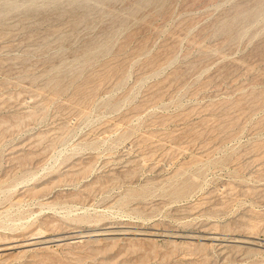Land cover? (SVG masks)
<instances>
[{
    "label": "rangeland",
    "instance_id": "1",
    "mask_svg": "<svg viewBox=\"0 0 264 264\" xmlns=\"http://www.w3.org/2000/svg\"><path fill=\"white\" fill-rule=\"evenodd\" d=\"M0 264H264V0H0Z\"/></svg>",
    "mask_w": 264,
    "mask_h": 264
},
{
    "label": "bare ground",
    "instance_id": "2",
    "mask_svg": "<svg viewBox=\"0 0 264 264\" xmlns=\"http://www.w3.org/2000/svg\"><path fill=\"white\" fill-rule=\"evenodd\" d=\"M12 198V197H11ZM106 228H108V227H106ZM131 229V228H130ZM101 231V230H100ZM103 231H105L103 234H116V232L115 233H113V232H110L111 231V229L110 230H108V229H105V230H103ZM106 231H109V232H106ZM134 231V230H133ZM99 234V233H98ZM122 234V233H121ZM125 234V233H124ZM133 234V233H132ZM97 235V234H96ZM100 235V234H99ZM88 236H89V234L88 235H86V234H83V236L82 237H87L88 238ZM106 236V235H105ZM92 237V236H91ZM52 238V237H51ZM73 238V237H72ZM78 238V237H77ZM2 240V239H1ZM12 240V239H11ZM16 242H18V241H16ZM251 242V241H250ZM12 243V242H11ZM23 243V242H22ZM28 243V242H27ZM26 243V244H27ZM245 243H249V242H246L245 241ZM255 243V242H254ZM33 244V243H32ZM39 244V243H38ZM216 244V243H215ZM253 244V243H252ZM259 245V244H258ZM26 246V245H25ZM33 246V245H32ZM17 247V246H16ZM20 247V246H19ZM23 247V246H22ZM11 248H15V245L14 244H9V242H8V244L6 245V246H4V247H2L1 248V250H8L9 251V249H11ZM18 248V247H17ZM21 248V247H20ZM42 248V247H41ZM2 252V251H1ZM3 253V252H2ZM5 253V252H4ZM7 253V252H6Z\"/></svg>",
    "mask_w": 264,
    "mask_h": 264
}]
</instances>
